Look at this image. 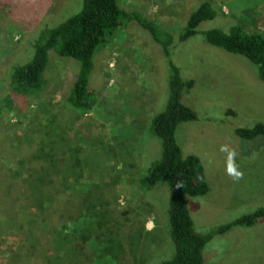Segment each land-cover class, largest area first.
Instances as JSON below:
<instances>
[{
    "label": "rangeland",
    "instance_id": "rangeland-1",
    "mask_svg": "<svg viewBox=\"0 0 264 264\" xmlns=\"http://www.w3.org/2000/svg\"><path fill=\"white\" fill-rule=\"evenodd\" d=\"M82 1L0 0V264L61 261L51 233L80 214L94 224L90 240L75 242L85 253L63 264H148L173 256L166 242L168 188L139 183V190L136 183L162 158L152 122L170 93L162 49L150 36L132 23L96 54L90 110L67 102L78 73L71 58L51 56L40 92L18 93L10 84L13 68L32 60L38 29L58 26ZM120 1L171 34L183 78L195 81L183 102L199 118L178 127L177 141L185 156L200 158L209 186L206 195L188 200L197 231L210 233L264 207V137L236 135L264 122L257 67L208 45L201 34L180 43L181 27L203 0ZM208 1L218 11L206 22L209 29L240 26L264 36V0ZM45 168L51 175L42 184L34 178ZM107 236L117 246L113 258L101 245ZM204 251L210 264H264V219L215 236Z\"/></svg>",
    "mask_w": 264,
    "mask_h": 264
},
{
    "label": "trees",
    "instance_id": "trees-1",
    "mask_svg": "<svg viewBox=\"0 0 264 264\" xmlns=\"http://www.w3.org/2000/svg\"><path fill=\"white\" fill-rule=\"evenodd\" d=\"M217 16L218 11L212 2L203 0L188 14L181 27L180 43L188 42L201 34L208 45L247 58L257 67L258 77L264 82V36L259 33L248 35L240 26H235L227 32L221 27L209 29L212 26H205L206 22L214 20ZM132 23H137L150 36L152 43L162 49V63L166 77L168 72L170 89L166 109L157 114L152 122L154 134L162 144V158L155 161L146 174L138 175L136 183L139 190L140 184L145 188L158 185L168 188L170 198L166 242L173 256L160 262H155V259L148 264H210L204 258L206 245L215 236L225 235L236 227H253L264 219V207L220 225L210 233L202 234L197 231L188 200L206 195L209 186L205 182L204 166L200 158L196 155L185 156L177 141L178 127L182 123L194 122L199 118L197 112L183 102L184 93H189L194 88L195 81L183 78L181 68L174 58L173 38L166 29L142 12L126 9L120 0H83L81 10L58 26L52 29L49 26L38 29V38L37 35L34 37V40L38 41L31 46V51H34L32 60L15 66L9 81L15 92H40L47 84L46 71L51 56L56 54L71 58L77 63L78 73L67 94V102L73 108L90 110L96 95L94 88L90 86L96 67L95 56ZM236 135L243 141L264 137V122L251 128H238ZM50 171L43 169L37 173L34 180L45 183L48 175H51ZM30 187L35 191V185L31 183ZM17 193L19 194V190ZM84 215L65 219L51 233L54 250L61 260L56 264H63L66 258L80 257L85 253L84 247L79 249L75 244L77 241L87 244L86 241L90 240L91 226L94 224L90 216L85 218ZM103 242V249L113 258L117 249L113 239L107 236ZM54 263L52 261V264Z\"/></svg>",
    "mask_w": 264,
    "mask_h": 264
}]
</instances>
